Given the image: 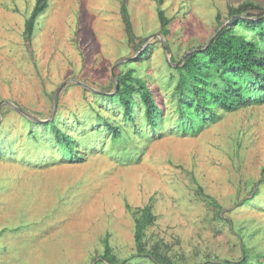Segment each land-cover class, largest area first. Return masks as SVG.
Returning <instances> with one entry per match:
<instances>
[{
    "label": "rangeland",
    "instance_id": "374dc122",
    "mask_svg": "<svg viewBox=\"0 0 264 264\" xmlns=\"http://www.w3.org/2000/svg\"><path fill=\"white\" fill-rule=\"evenodd\" d=\"M125 1L132 42L120 0H48L29 40L35 0H0V264H108L104 237L119 260L155 264L135 250L128 208L147 203L155 220L145 246L159 243L176 264L235 260L240 243L264 251V102L218 108L215 120L185 133L170 98L176 63L209 41L217 13L228 25V5L247 0ZM130 69L166 117L160 130L126 127L128 140H102L98 115L124 127L126 120L94 94L112 93L116 75ZM31 118H55L82 157H62Z\"/></svg>",
    "mask_w": 264,
    "mask_h": 264
},
{
    "label": "trees",
    "instance_id": "16d2710c",
    "mask_svg": "<svg viewBox=\"0 0 264 264\" xmlns=\"http://www.w3.org/2000/svg\"><path fill=\"white\" fill-rule=\"evenodd\" d=\"M48 0H35L31 13L25 20L24 33L27 40L32 36L37 17L44 13ZM260 11L257 15L251 12ZM120 14L129 42L134 39L133 29L125 0H120ZM226 17L228 25H222V16L217 13L218 25L210 42L191 49L171 74L175 85L170 98L174 102L175 125L182 132L198 131L205 121L215 120L218 108L236 110L253 103L264 102V6L250 0L237 6L228 5ZM157 18L162 35H168V19L163 9L158 8ZM220 27V28H219ZM144 79L134 75L130 69L116 75L115 90L112 93L94 94L108 104V109L121 113L126 120L125 127L110 118L98 115L97 122L107 136L102 140L124 142L129 139L126 127L135 134L161 129L166 117L162 104ZM138 115L142 120L138 121ZM31 126H40L54 138L61 156L68 159L81 158L78 139L56 125L55 118L45 120L28 119ZM128 123V124H127ZM97 138V137H96ZM10 147V144H6ZM249 201V200H248ZM214 203V202H213ZM215 205V204H214ZM134 219L135 250L150 256L155 264H176L166 254L159 243L147 248L144 243L146 229L154 223L152 206L131 209ZM101 259L108 264H128L119 260L113 252L107 237L102 240ZM242 254L237 259L204 258L198 264H264V251L250 252V248L240 243ZM170 257V256H169Z\"/></svg>",
    "mask_w": 264,
    "mask_h": 264
},
{
    "label": "water",
    "instance_id": "95a60500",
    "mask_svg": "<svg viewBox=\"0 0 264 264\" xmlns=\"http://www.w3.org/2000/svg\"><path fill=\"white\" fill-rule=\"evenodd\" d=\"M220 28V27H219ZM218 30V29H217ZM217 30H216V32H217ZM215 32V33H216ZM214 33V34H215ZM212 39V37L209 39V41L208 42H210V40ZM57 92H58V90L56 91V93H55V95H54V105L53 106H55V104H56V99H57Z\"/></svg>",
    "mask_w": 264,
    "mask_h": 264
}]
</instances>
